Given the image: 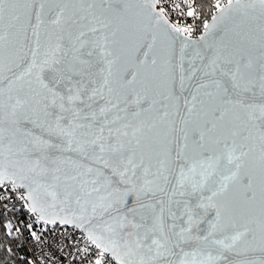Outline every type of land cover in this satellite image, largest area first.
Returning a JSON list of instances; mask_svg holds the SVG:
<instances>
[{"label": "snow or ice", "instance_id": "1", "mask_svg": "<svg viewBox=\"0 0 264 264\" xmlns=\"http://www.w3.org/2000/svg\"><path fill=\"white\" fill-rule=\"evenodd\" d=\"M215 7L0 0V184L84 264H264V0Z\"/></svg>", "mask_w": 264, "mask_h": 264}, {"label": "built area", "instance_id": "2", "mask_svg": "<svg viewBox=\"0 0 264 264\" xmlns=\"http://www.w3.org/2000/svg\"><path fill=\"white\" fill-rule=\"evenodd\" d=\"M220 3L227 4V0ZM215 5L216 0H210L206 9L200 0H158V9H164L172 24L194 29L193 38L203 32L204 21L219 11ZM190 8L195 16L188 15ZM25 195V190L13 189L11 183L0 184V214L9 218L12 233L22 238L31 264H84L80 251L85 246L84 233L71 225L45 223L30 211L28 201L21 198Z\"/></svg>", "mask_w": 264, "mask_h": 264}, {"label": "trees", "instance_id": "3", "mask_svg": "<svg viewBox=\"0 0 264 264\" xmlns=\"http://www.w3.org/2000/svg\"><path fill=\"white\" fill-rule=\"evenodd\" d=\"M210 0H200L204 9ZM9 218L0 214V264H31L27 249L20 236L9 234ZM11 249V251H8Z\"/></svg>", "mask_w": 264, "mask_h": 264}, {"label": "water", "instance_id": "4", "mask_svg": "<svg viewBox=\"0 0 264 264\" xmlns=\"http://www.w3.org/2000/svg\"><path fill=\"white\" fill-rule=\"evenodd\" d=\"M157 9H158V0H157ZM159 10V9H158ZM216 14H218V12L216 13ZM170 22V21H169ZM211 22H212V19L208 22L209 24H211ZM171 23V22H170ZM172 24V23H171ZM193 39H196V38H193ZM11 182L10 181H5L3 184H10ZM19 188V187H18ZM21 189H23V188H21ZM24 190V189H23ZM25 193H26V190H25ZM27 194V193H26ZM28 203H30L29 201H28ZM38 216H39V214L38 213H36ZM49 223H51V222H49ZM52 224H61L60 222H59V220H57L55 223H52ZM65 225H69V224H65ZM72 226V225H71Z\"/></svg>", "mask_w": 264, "mask_h": 264}]
</instances>
